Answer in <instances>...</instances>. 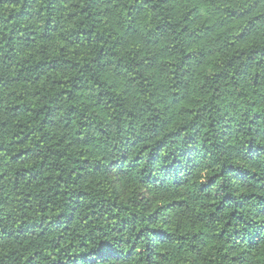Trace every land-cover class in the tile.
<instances>
[{"label":"clouds","instance_id":"clouds-1","mask_svg":"<svg viewBox=\"0 0 264 264\" xmlns=\"http://www.w3.org/2000/svg\"><path fill=\"white\" fill-rule=\"evenodd\" d=\"M0 146V264H264V0H0Z\"/></svg>","mask_w":264,"mask_h":264},{"label":"trees","instance_id":"trees-1","mask_svg":"<svg viewBox=\"0 0 264 264\" xmlns=\"http://www.w3.org/2000/svg\"><path fill=\"white\" fill-rule=\"evenodd\" d=\"M12 21H13V17L10 15V16H8L6 18L5 23H9V22H12ZM4 31H5V33H8V28H5ZM209 70L210 71L212 70L211 66H210ZM30 111L35 112L37 110H30ZM40 111L42 112V110H40ZM41 118L44 119L45 117L42 116ZM34 131H35V128L29 129L28 124H22V125H20L17 128L15 136L13 137L14 143L12 145V147L16 150V155L17 156L24 157L26 159H30L31 158L30 155L26 156V153L31 154L32 151H33L32 148L29 145H31L32 142H33V139H34L33 132ZM0 147H2V146H0ZM37 147L39 148V145H37ZM15 158L16 157H13V159H15ZM44 165H45V161H41L39 167L43 168ZM25 171H28V169H25ZM258 174L259 173H256L255 175H258ZM48 179L52 180V177L49 176ZM259 187H264V185H259ZM229 195H231V194H229ZM251 195L255 196V195H257V192L254 190L251 193ZM233 199H235V198H233ZM173 202L174 203H181V201H173ZM158 203H159V201H158ZM221 203H224V201H221ZM237 208H239V205H237ZM218 211H221V209L219 207H214V212H218ZM231 215H232L233 218H236V213L235 212H232ZM237 219H238V222H241V223L244 222L243 221V217H240V218H237ZM232 222H233L232 220H229L227 222L226 227L230 226ZM138 234H139V231L137 232V235ZM133 245H134V242H133Z\"/></svg>","mask_w":264,"mask_h":264}]
</instances>
